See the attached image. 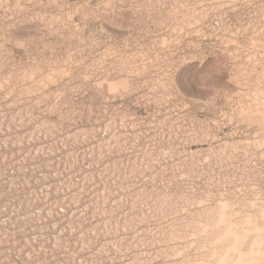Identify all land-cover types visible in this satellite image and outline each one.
<instances>
[{
    "label": "rangeland",
    "instance_id": "obj_1",
    "mask_svg": "<svg viewBox=\"0 0 264 264\" xmlns=\"http://www.w3.org/2000/svg\"><path fill=\"white\" fill-rule=\"evenodd\" d=\"M260 233L264 0H0V264H227Z\"/></svg>",
    "mask_w": 264,
    "mask_h": 264
},
{
    "label": "bare ground",
    "instance_id": "obj_2",
    "mask_svg": "<svg viewBox=\"0 0 264 264\" xmlns=\"http://www.w3.org/2000/svg\"><path fill=\"white\" fill-rule=\"evenodd\" d=\"M226 208L227 207H225V206L223 207V209H224V210H222L223 216H221V217H224L226 215V211H227ZM222 220H223V218L220 221L222 222ZM231 232L232 231H230V234H232ZM227 234H229V233H227ZM235 235H237L236 232H235ZM237 236L239 239L240 238L242 239L244 237V235H241V234H239ZM235 238H236V236H235ZM257 239H259L258 242L261 245H264V233H260L259 238H257ZM235 243L233 244V246L232 245L230 247L228 246L229 247V249L227 250L228 253H227V256L225 257V260H222L223 263L227 262V264H264V249H259L257 252H253V248L251 251H246V250L242 251V249L239 250L240 247L238 249V246H239V245H237L238 243L237 244H235ZM241 243H242V241H241ZM253 246H254V244H253ZM251 255H253V256H251Z\"/></svg>",
    "mask_w": 264,
    "mask_h": 264
}]
</instances>
